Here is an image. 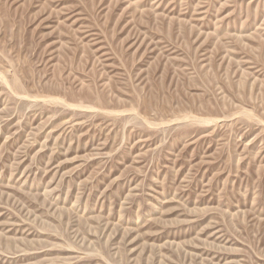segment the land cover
<instances>
[{
	"label": "rangeland",
	"instance_id": "1",
	"mask_svg": "<svg viewBox=\"0 0 264 264\" xmlns=\"http://www.w3.org/2000/svg\"><path fill=\"white\" fill-rule=\"evenodd\" d=\"M0 264H264V0H0Z\"/></svg>",
	"mask_w": 264,
	"mask_h": 264
}]
</instances>
